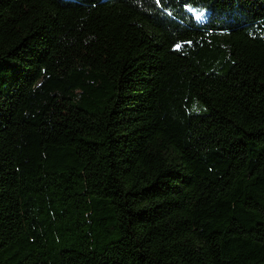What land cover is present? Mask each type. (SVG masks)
<instances>
[{"label":"trees","instance_id":"obj_1","mask_svg":"<svg viewBox=\"0 0 264 264\" xmlns=\"http://www.w3.org/2000/svg\"><path fill=\"white\" fill-rule=\"evenodd\" d=\"M0 264H264V0H0Z\"/></svg>","mask_w":264,"mask_h":264},{"label":"rangeland","instance_id":"obj_2","mask_svg":"<svg viewBox=\"0 0 264 264\" xmlns=\"http://www.w3.org/2000/svg\"><path fill=\"white\" fill-rule=\"evenodd\" d=\"M189 9L200 21H205L207 19L208 11L205 8H198L191 6Z\"/></svg>","mask_w":264,"mask_h":264},{"label":"snow or ice","instance_id":"obj_3","mask_svg":"<svg viewBox=\"0 0 264 264\" xmlns=\"http://www.w3.org/2000/svg\"><path fill=\"white\" fill-rule=\"evenodd\" d=\"M157 3H160V0H156ZM177 47H179V45H177Z\"/></svg>","mask_w":264,"mask_h":264}]
</instances>
